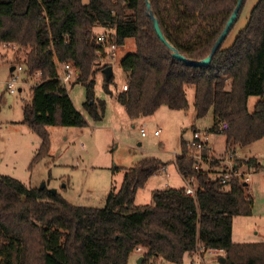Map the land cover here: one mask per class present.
<instances>
[{"label":"trees","instance_id":"1","mask_svg":"<svg viewBox=\"0 0 264 264\" xmlns=\"http://www.w3.org/2000/svg\"><path fill=\"white\" fill-rule=\"evenodd\" d=\"M150 1L167 39L193 60L209 55L238 3ZM245 3L212 63L194 66L174 58L160 39L147 0H0V45L18 44L17 63L30 78L41 74L23 108V123L40 140L31 166L51 154L49 128L87 125L68 86L58 79V62L79 69L78 82L87 87L85 109L95 121L103 119L106 101L97 102L94 90L98 52L108 45L97 40L102 32L115 34L119 47L129 38L136 43L135 52L121 61L128 89L116 95L131 120L152 116L163 106L188 110L187 86L193 85L196 115L205 118L212 112L210 132L225 136L226 154L235 158L239 147L263 139L264 0H258L246 27L226 45ZM113 81L114 75L104 84L110 95ZM252 97L258 101L251 111ZM205 155L213 160L200 171L184 154L175 159L183 177L194 178V197L186 187L167 188L155 191L152 203L145 205L136 204L137 192L167 164L156 157L125 168L121 187L112 189L101 208L73 204L47 185L32 187L0 174V264H129L138 247L144 251L142 264L160 259L183 264L199 245L223 250V264H264V242L233 239L235 218L253 213L248 183L237 176L227 182L213 179L224 158L210 151ZM235 161L239 168L264 169L256 158Z\"/></svg>","mask_w":264,"mask_h":264},{"label":"rangeland","instance_id":"2","mask_svg":"<svg viewBox=\"0 0 264 264\" xmlns=\"http://www.w3.org/2000/svg\"><path fill=\"white\" fill-rule=\"evenodd\" d=\"M258 0H246L239 18L229 35L226 45L233 43L237 34L246 27L251 11ZM18 44L8 48L0 45V174L10 175L29 186L41 187L45 183L50 189L58 192L68 201L76 205L88 207H104L107 198L114 187L119 189L124 179V169L130 168L146 157H156L163 160L167 171L161 170L152 182L163 183L167 187L181 189L187 186V181L179 172L175 154L182 152V141L191 139L194 127L208 134V141L216 157L227 159L226 138L222 134L211 133L214 116L210 112L205 118H198L195 110V87L187 86V96L190 103L188 110H172L168 107L153 116L131 120L116 95L127 82V75L121 68L122 59L136 50L133 38L127 39L117 52V59L112 63L114 81L110 84L113 95L106 92L104 84L106 76L101 69V63L95 66L97 73L95 81V99L106 101L103 120L95 121L86 111L87 87L82 82L68 85L69 93L76 106L87 119L85 127L53 126L49 128L51 137V154L31 166L32 159L27 162V151L38 150L37 144L22 136L28 127L23 123V108L31 101L32 86L38 83V78H30L25 72L17 70L21 84L16 85V93L7 90L8 83L13 78L12 66L17 63ZM22 56V53L20 54ZM22 91H19V89ZM258 101L252 97L250 110H254ZM163 110L170 115H163ZM166 111V112H167ZM162 116V117H161ZM150 121V122H149ZM147 122V131L161 128L162 135L155 137L150 133L147 137L141 134L142 125ZM157 130V129H156ZM159 130V129H158ZM9 131V133H8ZM22 132V133H21ZM32 132V131H31ZM37 139L38 136L33 133ZM142 143V145H139ZM31 145V148L29 147ZM37 152V151H36ZM257 156L264 167V138L250 146L238 148L234 160L249 159ZM175 161V160H174ZM238 162V161H236ZM119 168L118 171L115 169ZM242 173L251 174L245 178L248 183L247 194L254 201L253 213L250 216H239L234 220L233 237L238 243L264 242V169L256 171L254 166L247 164L239 169ZM222 169L212 172L217 179ZM156 175V174H155ZM244 180V179H243ZM151 184V183H150ZM152 185L141 188L137 202L141 205L152 202ZM204 256V257H203ZM223 255L204 252L199 255L186 256L183 264H223ZM136 255H132L130 264H136ZM151 264H177L163 259L152 261Z\"/></svg>","mask_w":264,"mask_h":264},{"label":"built area","instance_id":"3","mask_svg":"<svg viewBox=\"0 0 264 264\" xmlns=\"http://www.w3.org/2000/svg\"><path fill=\"white\" fill-rule=\"evenodd\" d=\"M98 42L103 44V43H108L107 47L105 48L104 52L99 51L98 54L101 56L99 63H101V66H104L105 64L108 63H114L117 59V52L119 49L118 43L116 41V36L115 34L111 35L108 32H102L98 35L97 38ZM11 44L10 43H3L2 46L5 48H8ZM0 56V60H1ZM58 79L60 82L64 85H69L71 83L78 82L79 76H80V71L77 69L72 63H60L58 62ZM25 72V67L23 65L15 66V70L13 71V78L12 80L8 83L7 90L14 94L16 93V85L21 84V78L20 75L16 74V72ZM41 74L37 73L36 78H40ZM33 87V86H32ZM123 90L128 89V84L127 82L123 85ZM20 91V89H19ZM22 91V89H21ZM147 124L144 123L141 128V134L142 136H146L148 131H147ZM224 129H227L228 126L225 124L223 126ZM161 130H156L155 135H160ZM186 146H187V151L185 153H180L184 154L188 158H191L195 162V169L200 171L203 169L208 168L209 162L213 160L211 156H206L205 152L210 151L212 152V148L209 144L208 141V134L204 131L201 130H194L192 134V138L186 140ZM234 157L232 155H229L227 159L221 160V164L223 165L220 167L222 169V173L218 178H222L223 182L229 181L232 177L237 176L245 180V178H250L251 174H245L242 173L239 169V165L236 163V161L233 159ZM163 170V169H162ZM187 181V186H186V194L189 196L194 197L195 196V189L193 186L194 178H189L185 179ZM210 250V249H208ZM137 251H143L141 247L137 248ZM207 250L204 249L203 245H199V248L195 255H199ZM210 252L212 254H219V251L217 249H211Z\"/></svg>","mask_w":264,"mask_h":264},{"label":"water","instance_id":"4","mask_svg":"<svg viewBox=\"0 0 264 264\" xmlns=\"http://www.w3.org/2000/svg\"><path fill=\"white\" fill-rule=\"evenodd\" d=\"M242 3H243V0H238V3L236 5L232 15L230 16L229 20L227 21V23L225 25V28L223 29L222 33L220 34V36L218 37L217 41L215 42L213 48L211 49V52L209 53V55L206 58L201 59V60L189 59L185 55L181 54L178 51V49L174 45H172L170 43V41L167 39V37L165 36V34H164V32H163V30H162V28L160 26L159 20H158V18L156 17V15L153 12L152 4H151L150 0H147V8H148L149 16L151 17V19L153 21V24H154V27H155V30H156L158 36L172 50V52H173L172 55H173L174 58H176V59H178L180 61H183V62H185V63H187L189 65L209 66L212 63V60H213L216 52L221 47V45L223 44V42L227 38L230 30L232 29V27H233V25L235 23V20L237 19L238 14L240 12ZM14 69H15V67L12 68L11 71H13ZM103 73L105 74L107 79H110L112 77V75H114L113 66L110 65V66H107L106 68H104ZM20 91H21V89H20ZM45 186H46V184L43 183L41 187L43 188ZM50 190L53 193H57L58 192L57 189H50ZM143 259H144V257H141L140 260L138 261V263L140 264L141 261H143ZM221 262L225 263L226 259L222 257L221 258Z\"/></svg>","mask_w":264,"mask_h":264},{"label":"crops","instance_id":"5","mask_svg":"<svg viewBox=\"0 0 264 264\" xmlns=\"http://www.w3.org/2000/svg\"><path fill=\"white\" fill-rule=\"evenodd\" d=\"M15 66H12L11 67V69L12 68H14ZM15 70V69H14ZM13 70V71H14ZM13 71H11V72H13ZM21 89V88H20ZM164 107H167V106H163V107H161L154 115H152L153 117H151L150 119H155L156 118V114L160 111V110H162V109H164ZM170 109V108H169ZM167 110H163V114H162V116L163 115H170V112H166ZM161 116V117H162ZM104 118V117H103ZM144 118L145 117H142L141 119H143L144 120ZM140 119V118H139ZM103 120V119H102ZM150 122V121H149ZM146 124H147V122H145ZM157 130L159 129V130H161V128H156ZM156 129L152 132V131H148V133H147V135L146 136H144V137H147L150 133H152L155 137H159V136H161L162 135V130H161V133H160V135H155V131H156ZM194 130H197V128H195L194 127V129H193V131ZM8 133H9V131H8ZM22 133V132H21ZM24 135V138H26L29 142H30V144H37L38 146L40 145V140L39 139H37L36 140V138L33 136V134H32V132H31V130L29 129V128H27V129H25L24 130V132L22 133V136ZM185 140H188V139H185ZM29 144V145H30ZM5 145V141H3V142H1L0 143V147H2V146H4ZM139 145H142V143H139ZM30 148H31V145L29 146ZM31 150V149H30ZM27 151V158L29 157V159L27 160V162H29L31 159H32V157H33V155L36 153V151H37V149H36V151H35V149L33 150V152H31V151ZM176 155H178V154H175V156ZM32 156V157H31ZM254 158H256L257 159V156H255ZM175 160V159H174ZM173 160V162L175 163V161ZM163 161V160H162ZM259 162L261 163V161L259 160ZM262 164V163H261ZM167 166H165L164 168H163V171L164 172H166L167 171ZM261 171H263V170H261ZM157 176V174L156 175H154V176H152L149 180H148V182L146 183V185H145V187L146 186H148V185H152V187H151V192H152V201H153V193L155 192V191H157V190H164V189H167V188H173V187H170L169 185H166L167 187H165V186H163L162 184L163 183H157V182H152L153 181V178L154 177H156ZM151 183V184H150ZM32 186V185H31ZM32 187H34V186H32ZM141 190V189H140ZM139 190V191H140ZM139 191L137 192V195H136V204H138V205H141L140 203H138L137 202V197H138V194H139ZM152 203V202H151ZM234 228V227H233ZM233 239H234V237H233ZM211 250V249H210ZM210 250H207L206 252H209V253H211L210 252ZM219 251V254L220 255H224V251L223 250H218ZM205 252V253H206ZM133 255H136V258H135V263L136 264H139L138 263V261L140 260V258L141 257H144L143 255H144V251H136ZM196 256V255H195ZM132 257V256H131ZM204 257V256H203ZM130 261H131V258H130V260H129V264H130ZM142 262L143 261H141V263L140 264H142Z\"/></svg>","mask_w":264,"mask_h":264}]
</instances>
